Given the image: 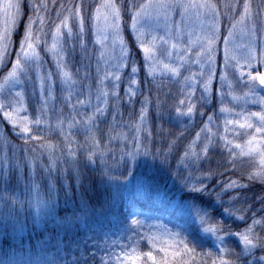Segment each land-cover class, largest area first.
<instances>
[{"label": "rangeland", "instance_id": "rangeland-1", "mask_svg": "<svg viewBox=\"0 0 264 264\" xmlns=\"http://www.w3.org/2000/svg\"><path fill=\"white\" fill-rule=\"evenodd\" d=\"M4 2L5 0H0V3ZM13 2H15V0H13ZM95 2L100 3L101 0H95ZM135 2L150 5L141 11V15L137 22V32L142 33L141 38L145 44L152 46L155 72L153 75L149 76L147 74V69L142 68L141 71L135 74L134 78L137 80V84L132 85V88L136 90L138 94L131 98L127 96L125 91L128 87V78L132 76L130 72V62L135 61L137 67L140 68L145 61L143 50L136 39L137 32L132 31L131 25L130 29L140 53L139 55H135V57L130 53L131 47L127 45L123 32V16L121 20V34L124 38V47L130 55L128 61H126L127 66L123 69H116L113 65L122 57L121 45L119 42L113 44L111 38L103 42V44L95 43L94 33L88 34L87 51L85 52L81 50L78 44L73 47L74 38H67V29H62L60 37L56 41L55 49L49 50L53 44L52 35L56 31V25L60 24V19H62V17L58 18V13L62 11L61 5L70 6L72 3H79V0H23V3H25L26 8L29 10L27 12L28 16H32L34 20L35 16L32 8L27 5L35 3L47 6L41 7L39 11V16L42 17L44 21L43 25H40L39 21H36L33 29L36 37V51L39 53L41 60L36 61L31 54H29V57L25 60L23 54H21L22 64L18 70L17 78L5 80L4 77L7 71L10 70L15 63L16 54L20 51L18 48L16 54L14 56L12 55L16 43L15 38L20 32H22L21 39L23 38V29L27 20L20 25L24 15L23 9L21 15L17 17L15 25L11 24V22H6L3 12H0V35L7 29L10 40L8 44L9 56L7 57V71L0 74L2 77L0 80V100H3L5 97H14L19 93L20 103L14 105V107L21 108L18 115L21 117L26 116L29 122H31L37 114L36 109L39 107V81L35 79L37 72L39 71L41 76H44L47 72L55 73L57 71L56 63L59 60L66 66L64 70L68 73L65 83L57 81L55 92L53 96L48 99V104L45 108L46 115L44 119L51 124V130H45L41 133L44 137L42 141H30L29 145L32 144V142L37 145L40 143L50 145L51 147L49 150L52 151L56 157H61L62 153L64 156L67 155L70 140V146L74 156L69 158L77 159L78 153L75 151L74 145L78 138L81 143L87 142V144H91L89 137L96 135L97 139H101L100 133H97L96 129H101L106 126L105 135H103L102 138V142L105 143V145L102 146V142L100 144V147L105 150L104 157L109 155L112 145H117V152L119 153V157L122 158V161L127 160L128 164L130 163L132 166L135 165V160L138 155L135 159H132L124 156V152L130 150L132 147L131 142L133 137L137 135L135 124L138 123L139 119L133 118L134 114L129 116L124 114L125 106L122 105L123 102L120 105V112L122 115L118 117L111 111V84L113 83V78L109 76L105 79L106 72H119L122 77L119 92L121 95L125 94L128 100L138 98L139 92L145 94L146 88L144 87V82H152L153 85H160V97L164 98V100L165 98L170 100L169 102L163 100L166 103V108H171L169 103L173 102V98L176 100V108L180 109L179 112L175 111L176 108H173L177 119H180L183 123H192L194 121L198 124L201 123L197 131L193 132V130H188L183 135V138L188 139V142L184 147L185 151L182 161L176 166H173L172 171H170L171 182L168 187L161 190V188L155 185L158 179L154 176L155 173H158L157 168L163 170L166 167L162 165V163H158L157 165L150 163L153 162V158H151V155L143 154V151L140 152L141 166L138 167V171L130 175L124 183L120 182L119 185L115 187V190L120 191L121 195L124 196V201L130 202L134 197H139L141 194L146 195L149 188L155 186L161 205L168 211V214H176L180 224H176L178 227H175L167 221L154 219L139 220L137 218L136 220L138 223L136 225L147 227V232L144 236L134 239V241L130 242L129 246L123 250H119L116 246H111L112 248H110V250L112 256L108 259V264H121V261L123 264H146L143 254L150 250L155 252V250L152 249L148 237H155L161 242L169 241L179 243V241H184L192 247L188 241V231H191L192 226L200 235L209 239L212 246L218 251V247L221 245L216 235L204 231V227L207 226H222L221 222L213 220L211 215L212 211L211 214L206 211V209H208L206 205L209 204L207 203L208 198L211 200L213 199L216 205L229 201L232 206L236 205V207H242L244 203L237 200L241 194L236 191L246 188L250 184L251 181L248 179L249 175H255L264 171V168L260 165V151H248L247 141L250 137L243 135L246 130L240 129L238 123H226V121H236L238 119L242 121L243 117L237 116L236 114L241 112L245 106L247 110L256 112L261 110V105L259 103H254V98L245 97L244 92L240 89L229 87L230 84L234 85L235 83L231 74L228 75L227 80L224 82L223 92L225 95L223 103H221L219 75H217L213 81L214 87L211 101L207 104H202L198 99L202 92V87L200 85L201 68L200 64L196 61L201 59L197 56V53L200 52L201 46L204 43L203 37L208 24V18L205 15L206 10L197 8L195 5L202 4L205 0H183L185 4L192 5V7H189L185 12L183 21H180L179 15L174 16V19L179 22L180 38H177L175 34L172 37L165 36V39L169 41L167 44L159 40V37L164 36L165 32L162 28L156 26L157 16L161 12V10L155 7L158 0H135ZM211 2L218 6V27L221 37L227 36L228 29L232 27L235 21L230 22L229 17L233 15V13L230 9L225 7V5L232 2L242 4L243 0H211ZM251 2L255 8V4L258 0H251ZM240 11L241 9H236L235 15L237 19ZM50 13L53 20L48 19ZM64 15H67V13L65 12ZM72 23L73 21L69 20L70 26ZM98 27L101 29V35L106 34L103 32L105 25L102 19L98 22ZM110 31L111 30L108 31V34H110ZM246 32L247 26L245 24H237L233 30L230 51H233L237 56H240L246 50L243 47L248 41ZM153 37L157 38L154 44ZM173 43L177 44L176 48H172L171 45ZM218 46L219 52L216 56V62L219 71V69L223 67V39L219 41ZM71 49H78V54L75 55L74 53L78 62H76V72L71 65L72 63L69 61V59L74 57L72 52L70 53ZM181 57H183V59H181ZM25 65H28V67L26 68ZM164 65H168L169 67L165 68ZM173 67L177 68V74H173L170 71ZM203 70L207 71V67ZM1 71L2 70H0V73ZM22 73H25L24 76L21 75ZM86 74L87 79H85ZM29 77L33 79H29ZM101 80H103V83H101ZM33 81L35 82V94L33 93ZM89 85H91V88H89ZM28 92L32 93L37 100L30 102L27 94ZM106 92L109 93V95H105ZM190 92V99L191 103L194 105V110L191 114H188L187 107L189 104ZM156 94L155 88L154 95L156 96ZM233 96H237L239 99L233 100ZM259 96H264V90L259 91ZM181 100L184 101L183 104H180ZM97 107L100 109L107 107L103 109L105 113L103 115L107 117L106 120H103V115L95 112ZM222 108L228 109V111H221ZM77 113H79V115H77ZM0 115V125L2 120L8 123L2 112H0ZM90 116H98V119L89 120ZM209 116L212 117L211 121L209 120ZM121 119L123 124L119 125L118 123ZM8 124L12 127L10 123ZM32 127H35V125H32ZM46 127L47 125H45V128ZM147 127L153 133L150 139L144 141L143 136L145 134L147 135V133L143 131L139 133V136L142 144L146 142L149 144V148H152L154 134H156L157 131L151 126L147 125ZM161 128L162 126H160V129ZM110 129H115V131L110 132ZM0 130H2L1 126ZM121 133L123 135H121ZM16 134L18 135L19 143L22 142L23 144L24 142L21 140L20 135L18 133ZM197 134H199V138H197ZM1 135L4 136V134ZM110 137H113L111 144L109 143L111 141ZM257 139L264 140V137L257 136ZM10 140L11 139L8 138L6 141L0 136V154L6 152L7 157L14 161L17 156H22V152H18L13 145H10ZM209 141H211L209 144L210 152L206 155L203 151V146ZM227 141H231L232 143L227 144ZM120 144L123 147H121ZM236 144H240L244 148V152H240L239 149H236V154L229 156V149L234 148ZM258 147L264 149V144H260ZM185 153H188V155H185ZM45 154L47 155V152H45ZM96 156L100 159L99 153H97ZM197 157H199V159ZM226 159L229 161L234 159L236 161L235 168L231 163H228L225 167ZM14 164L15 163L6 165L2 161L0 162V230L4 227L13 225L19 218H21L22 223L17 225L23 226L26 229L33 225L42 227L48 226L51 223H62L61 219L64 220L65 217L63 218L59 213L52 214L50 198H48L49 193L52 201L57 199V194L60 189L55 187V185H57L56 180H49V178L45 176L41 183L39 181L40 177L35 175L27 164L23 166L29 167V172L27 174H20V167L16 174L13 175L8 169ZM170 167L171 165H167V169ZM209 171H212L214 175L211 177H204V174ZM18 172L20 176L18 179L19 184L15 185L14 188L9 186L6 188L7 185L5 187L4 179L14 178ZM60 178L59 180H61ZM231 180H236L238 182L237 187L235 189L224 188V182H230ZM195 182H203L205 188L194 190L190 185ZM198 193L201 195L198 201L189 196L190 194L197 195ZM217 193L220 194V199H222L221 202H219L217 198ZM233 197H236L235 201L232 199ZM6 198H9V200L5 204ZM185 198H191L193 200H185ZM36 201H40V203H36ZM8 203H10V205H7ZM261 204L255 206L257 220H261V215L264 214V208H261ZM247 205L251 206L249 212H238L236 214L238 216H236V219H239L241 221L240 224L244 226L243 229L236 231L228 227L230 234L225 237L226 242L223 246L229 250H231L232 245L230 244L231 247L229 246L227 239L229 237L239 239L238 233H243L245 228L252 224V220L249 219L246 214L251 213L252 216V214H254V206L251 204ZM199 215L207 216L208 220L206 225L201 224ZM225 215H229L228 209L225 211ZM240 215H246V219L239 218ZM135 217L136 215H133L130 218L135 219ZM83 225L87 224L83 223ZM134 226L132 221H130V227ZM262 226H264V222H262L261 225L254 226V231L257 234L264 235V232H261ZM220 235H223V233H220ZM95 239L98 241L100 240L99 238ZM119 243H122V241ZM39 252V250L31 251L29 249L26 256L23 253H18L17 256H23L24 259L27 260V264H36L32 263L31 260L39 257L45 256L46 260L51 258L48 254ZM125 253H127L131 259H124ZM7 255V260L11 261L9 260V254ZM260 255H264V253L257 249L256 256ZM137 256H139L140 259H136Z\"/></svg>", "mask_w": 264, "mask_h": 264}, {"label": "snow or ice", "instance_id": "snow-or-ice-1", "mask_svg": "<svg viewBox=\"0 0 264 264\" xmlns=\"http://www.w3.org/2000/svg\"><path fill=\"white\" fill-rule=\"evenodd\" d=\"M25 3L23 0H5L4 3H0V12H3L6 22H11L15 25L17 17L21 15L22 9L25 13ZM32 8L35 20L32 16H28L27 23L23 29V38L19 42L20 51L16 54L15 63L12 65L11 69L7 71L4 79L8 80L9 78H17L18 70L21 67L22 60L21 54L25 60L29 57V54L36 60L40 61L41 57L36 51L35 42L36 37L34 34V26L36 21H39L40 25H43V18L39 16V11L41 7H47L46 5H39L32 3L27 5ZM150 5H144L136 3L135 0H127V3H117V0H101L100 3H95V0H79V3H72L69 5H61L62 11L58 13V18L60 19V24L56 25V31L53 33V44L51 50H54L56 47V41L60 37L62 29H67L66 37H73L75 47L77 44L80 46L82 51H87V37L89 33L95 34V43L103 44V42L108 41L111 38L113 44L119 42L121 45L122 57L113 65L116 69L125 68L126 61L130 53L124 47V38L121 34V20L123 14L127 13L130 25L133 32H137V22L138 18L141 15V11ZM155 7L161 12L157 16V27H160L164 30L165 35L160 36L159 40L164 44H167L169 41L165 39V36L172 37L174 34L177 38H180L179 32V22L174 19L175 15H179L180 21H183L185 12L192 5L185 4L183 0H158V3L155 4ZM197 8L205 9V15L208 18V24L205 30V35L203 37L204 43L201 46L200 52L197 53V56L201 59H198L196 62L200 64V85L202 87V92L199 96V101L202 104H207L211 101L213 94V81L216 76L219 75L220 83V95L221 103H223L224 92L223 86L224 82L227 80L229 74H231L234 85L230 84V88L240 89L244 92L245 97H252L254 103H259L261 105V110L252 112L247 110L246 106L242 109L241 112L237 113V116L243 117L241 120L236 121H226V123H238L240 129L246 130L243 135H247L250 139L247 141V148L249 152L260 151V165L264 168V149H260L258 145L264 144V140H258L257 136L264 137V96H259V91L264 90V0H258L255 4V8L251 0H243V3H228L225 5L233 13L229 17L230 22L235 21L232 24V27L228 29L227 36L221 37V33L218 27V6L215 3H212L211 0H205L204 3L195 5ZM239 8L238 19L235 15L236 9ZM67 15H64V13ZM26 15V14H25ZM104 21L103 32L106 34L101 35V29L98 27V22L100 20ZM69 20H72L73 23L70 26ZM237 24H245L247 26L246 35L248 37L247 43L243 46L246 50L240 55L237 56L233 51H230V42L233 36V30ZM75 29V31H74ZM110 34H108V31ZM142 33L137 32L136 39L140 44V47L144 53L145 63L138 68L135 61L130 62V72L131 77L128 78V87L125 90L129 98L137 95V91L133 90L132 85L137 84V80L134 78L141 69H147V74L149 76L153 75L155 72L154 67V58L152 55V46L145 44L143 41ZM223 39V67L219 69L216 62V56L219 52V41ZM157 38L153 37V44L156 42ZM7 42V43H6ZM10 43L8 30L0 35V70L7 68V57L9 56L8 44ZM46 43V41H45ZM172 48H176L177 44L173 43ZM183 59V57H181ZM27 68L28 65H25ZM65 65L62 64L59 60L56 63L57 71L47 72L44 76L39 74V71L36 75V80L39 81V107L36 109L35 118L29 122L26 116L21 117L18 113L21 111V108L14 107V105L20 103V94L17 93L14 97H5L3 100H0V112L3 113L5 120L12 125V127L18 132L21 137V140L24 142L22 145L18 146L22 150V156H17L13 161L7 157V153L0 154V161L6 165L15 163L19 167H23L27 164L33 172H37L43 169L46 172L51 173L54 169L59 167V163L67 165V168L61 169V171H67L70 167L75 168L76 159H69L73 157L74 153L71 149V141L69 140V149L67 156L61 154V157H56L52 151H50V145L40 143L39 145H33L29 147L30 141H42L44 137L42 132L51 130V124L48 123L44 117L46 115L45 108L48 104V99L51 98L55 92V85L57 81L66 82L68 73L64 70ZM165 68H168V65H164ZM207 67V71L203 69ZM173 74H177V68L173 67L170 69ZM25 73L21 75L24 76ZM111 76L113 78V83L111 84V100L112 106L111 111L117 116L122 115L120 112V105L124 100L119 92L120 84L122 77L119 72H106L105 79ZM29 79H33L29 77ZM87 79V74L85 76ZM24 83V81H23ZM103 83V80H101ZM34 88L33 93L35 94V82L33 81ZM91 88V85H89ZM156 88V97L153 101L152 98V88L148 89L149 94H144L139 92V95L142 97L141 106L139 109V121L135 124V129L137 135L133 137L132 147L130 150L124 152V156L135 159L137 155L143 151L145 155L155 156L156 153L152 152L149 148L148 143L141 142L139 133L141 131L146 132L147 135L144 137V141H148L152 136V131L147 127V114L150 111V106L155 108L157 114L160 115V119L163 120L165 115L169 116L171 110L165 108L164 102L160 97V85H155ZM109 95V93H105ZM191 92L189 93V104L187 107V113L191 114L194 110V105L191 103ZM239 97L233 96V100H238ZM184 101L181 100L180 104H183ZM175 111H179V108H176ZM221 111H228V109L222 108ZM95 112L103 115V110L97 107ZM183 114V113H182ZM79 115V113H77ZM98 119V116H90L89 120ZM212 117L209 116L211 121ZM74 121V118H73ZM35 125V127H32ZM45 125L47 127L45 128ZM115 129H110V132H114ZM97 133H100L101 139H97L96 135L89 137L91 144L82 145L81 147L85 150V156L88 160L95 161L97 153L101 161L105 164L106 167H114L120 163V160L113 159L111 164L107 159H104L105 150L100 147L102 142L103 132L101 129H96ZM163 132V129H161ZM255 133V134H253ZM121 135H123L121 133ZM199 138V134H197ZM205 143L203 146V151L207 155L210 152L209 144ZM231 141H227V144H231ZM236 149H239L240 152H244V148L240 144H236L234 148L229 149V156L236 154ZM169 151L172 150L170 146ZM47 151V163H45L44 155ZM188 155V153H185ZM199 159V157H197ZM167 156L161 155L160 160L164 163H167ZM228 163H231L233 167L236 166V161L225 160V167ZM214 173L209 171L204 174V177H211ZM249 181L259 179L264 183V171H261L255 175L248 176ZM237 181L231 180L230 182H224L223 186L226 189H235L237 187ZM198 185V186H197ZM194 190H201L205 188L203 182L192 183L190 185ZM217 198H220V194L217 193ZM234 201L236 197L232 198ZM257 199L264 201V196L257 197ZM40 203V201H36ZM251 206L244 204L242 207L230 206L229 210L233 213H247ZM261 208H264V203L261 204ZM239 218L246 219L245 215H240ZM252 220V224L248 225L243 233H238L240 240L243 242L244 248L239 253H233L228 248L224 247L226 240L225 237L230 234V230L226 226H207L204 227L205 232H211L216 235L218 241H220V247L218 251L213 254L212 252H203L197 253L196 247H190L188 243L184 241H179V243H173L169 241H158L155 237H148L149 242L152 245L154 251H148L143 254L146 264H197V258H199V264H239L242 257H250L243 261V264H256L257 261L264 264V255L256 256V250L264 253V235L257 234L254 231V226L261 225L264 222V214L261 215V220L256 219V214H252L249 217ZM199 219L202 225L207 224V216L199 215ZM138 221L136 219L132 220V224L136 225ZM261 232H264V226L261 227ZM223 233V235H220ZM57 253L64 251V248L60 245H56ZM73 252L76 251L75 248L72 249ZM66 255L68 253H65ZM112 256L110 246L105 245L101 246L99 244L94 246L93 251L87 249L81 250L79 255H73L71 261H64V264H108V259ZM226 256H235V259H226ZM107 257V259H106ZM124 259H131L127 253L124 254ZM136 259H140L139 256ZM9 264H16L15 260L9 261ZM45 264H60V261L57 256H53L45 261ZM121 264L123 262L121 261Z\"/></svg>", "mask_w": 264, "mask_h": 264}, {"label": "trees", "instance_id": "trees-1", "mask_svg": "<svg viewBox=\"0 0 264 264\" xmlns=\"http://www.w3.org/2000/svg\"><path fill=\"white\" fill-rule=\"evenodd\" d=\"M117 2L126 4L127 0H117ZM28 11L29 10L25 6V13L20 25L27 20ZM48 19L53 20L51 13ZM122 26L126 43L131 47L130 53L135 57V55H139L140 51L137 48L136 40L134 39L130 29V20L127 13L123 14ZM21 36L22 32L18 33L15 38L16 43L14 46V52L12 53L13 56L19 48ZM71 52L74 57L69 59V61L72 63L71 65L76 72L77 57L75 55L78 54V49H71L70 53ZM6 71L7 68L3 69L0 74L5 73ZM1 78L2 77L0 76V80ZM144 87L146 88L145 94H149L148 89L152 88L151 95L153 94L152 98L154 101L156 97L154 95L155 85H153L152 82H144ZM27 94L30 102L37 100L32 93L28 92ZM122 96H124L122 103V105L125 106L124 114L127 116L134 114L133 118L139 119L138 113L142 97L138 95V98L128 100L125 94ZM161 99L162 101L164 100V98ZM165 100H167V102L170 101L166 98ZM164 105H166L165 102ZM169 106H171V108H169V110H171V114L169 116L165 115L163 120L160 119V115L156 113L154 107H151L149 113L147 114V125L153 127L157 131V133L154 134L153 147H150L151 151L156 153V155H151L153 162L150 163H154L155 165L162 163V165L166 167L163 170H159L156 167L158 173L154 174V176L158 179L155 185L161 188V190L169 186L171 182L170 171H172L173 166H176L182 161L185 151L184 147L188 142V139L183 138V135L188 130H193V132L197 131L199 125L201 124H198L195 121L192 123H183L180 119H177L173 110V108H176V100L174 98L173 102L169 103ZM105 108L107 107H103L101 109L103 110ZM103 114L105 113L103 112ZM102 118L103 120H106L107 117L103 115ZM118 124H123L122 119L119 120ZM0 126L2 127L0 133L4 134V136L1 134L0 136L6 141L8 138L11 139L10 145H13L18 152H22V150L18 148V146L22 145V142L19 143L18 135L16 134L18 132L15 131L6 121L2 120ZM160 126H162L161 129H163V132H161ZM105 128L106 126L101 128L103 135H105ZM145 136L146 134L143 138ZM110 138L111 141L109 143L111 144L113 137ZM85 144L86 143H81L78 138L76 144L74 145L75 151L78 153V158L76 159L78 161L76 162L75 168L70 167L67 171H61V169L67 168V165L58 161L59 167L54 169L51 173L43 172V169L33 172L31 169L35 175L40 177L39 181L41 183L45 176H47L49 180H56L57 185H55V187L60 190L55 201L51 200V195L48 193V198H50V207L52 209V214L59 213L63 218L65 217V219H61L62 223L60 224L51 223L48 226L42 227L33 225L26 229L23 226L17 225L22 223L21 218H19L13 225L4 227L0 230V247L7 249L9 246L13 245V247L6 253L7 259V254H9V260L11 261L24 259L23 256H17L18 253H22L19 251L21 247L28 248L31 251L39 250V253L48 254L50 257L57 256L60 264H64V261L66 260L71 261L73 255H79L81 250L87 249L89 251H93L94 246L97 244L101 246L108 245L110 248H112L111 246H116L119 250H123L124 248H127L130 242L134 241V239L144 236L148 230L147 227L140 225L130 227V221L133 220L130 217L133 215H136L135 219L167 221L173 226L178 227L176 226V224H180L178 216L174 213L168 214V211L164 209L158 199L155 186L150 187L146 195L141 194L139 197H134L130 202H125L124 196L121 195L120 191L115 190V187H117L120 182L124 183L130 175L138 171V167L141 166L140 154L135 160L136 164L132 166V164H128L127 160L122 161V158L119 157V153L117 152V145H112L109 155L104 157V159H107L110 164L113 159L120 160V163L114 167H106L101 161V158L99 159L98 156L94 157V159H96L95 161H91L86 158L84 148L81 147ZM121 144L120 146L123 147ZM33 145L37 144L32 142L29 147H32ZM104 145L105 143L102 142V146ZM170 146L172 147L171 151L168 150ZM161 155L167 156V163L160 160ZM44 160L45 163H47L46 154L44 155ZM167 165H171V167L167 169ZM19 168V166L14 164L10 166L8 170H10V173L15 175ZM20 171V174H27L29 172V167H23ZM19 172L14 178L4 179L5 187L7 185L6 188H8V186L14 188L15 185L19 184ZM59 178L61 180H59ZM236 192H240L241 194L239 196L240 200L237 199L239 202L254 206V214H256L255 206L264 203L263 201L257 199V197L264 195V183L260 180H253L246 188L238 189ZM189 196L198 201L201 195L198 193L197 195L190 194ZM193 199L185 198V200ZM8 200L9 198H6L4 203L6 204ZM212 200L208 198L207 203L209 204L206 205V207H208L206 211L210 214L212 211L211 215L214 221L218 220L221 222L222 226H226L227 228L229 227L230 229L236 231L243 229L244 226L240 224L241 221L236 219L237 213L233 214L229 210L230 206H232L229 201L216 205V202ZM221 201L222 199L219 198V202ZM7 205H10V203ZM225 205H228L229 207ZM227 209L229 210V215H225V211ZM246 215H248V218L251 217V213ZM83 223L87 225H83ZM188 233V241L191 246L197 248V253L212 252L215 254L217 252V249L212 246L210 240L200 235L193 226L191 231L189 230ZM95 238H99L100 240L98 241ZM120 241H122V243H119ZM227 242L229 246L230 244L232 245V247H230L233 253H239L244 248L240 238L237 239L229 237ZM57 244H60L64 248V251L57 253ZM73 248L76 249L75 252L72 251ZM65 253L68 254L66 255ZM226 257L227 259H235V256ZM246 259L250 258L242 257L239 264H243V261ZM45 261V256L31 260L32 263L36 264H45ZM197 264H199V258H197ZM256 264L261 263L257 261Z\"/></svg>", "mask_w": 264, "mask_h": 264}, {"label": "clouds", "instance_id": "clouds-1", "mask_svg": "<svg viewBox=\"0 0 264 264\" xmlns=\"http://www.w3.org/2000/svg\"><path fill=\"white\" fill-rule=\"evenodd\" d=\"M12 247H13V245L9 246L7 249L0 247V264H9V261L7 260L6 253ZM19 251L22 252L26 256L29 249L21 247L19 249ZM16 264H27V260H24V259L17 260Z\"/></svg>", "mask_w": 264, "mask_h": 264}]
</instances>
